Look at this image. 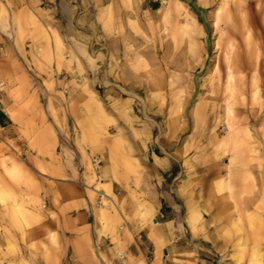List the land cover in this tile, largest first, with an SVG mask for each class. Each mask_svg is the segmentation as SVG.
Listing matches in <instances>:
<instances>
[{
	"label": "rangeland",
	"instance_id": "rangeland-1",
	"mask_svg": "<svg viewBox=\"0 0 264 264\" xmlns=\"http://www.w3.org/2000/svg\"><path fill=\"white\" fill-rule=\"evenodd\" d=\"M86 2L0 0V264H264V0Z\"/></svg>",
	"mask_w": 264,
	"mask_h": 264
},
{
	"label": "crops",
	"instance_id": "crops-1",
	"mask_svg": "<svg viewBox=\"0 0 264 264\" xmlns=\"http://www.w3.org/2000/svg\"><path fill=\"white\" fill-rule=\"evenodd\" d=\"M107 0H99L97 3L98 8H103L107 4ZM11 3L13 5V8L16 10H22V9H28L32 12H36L38 9L41 10H64L67 11L69 14L68 20H70L71 11L74 8V5L72 4V0H11ZM82 9H86L87 12L90 10L95 11L97 10L95 4H90L89 2H86L84 7L80 6ZM64 24V22H62ZM67 25H70V22L67 23ZM4 41H6L5 44L0 43V55L2 56L3 52L10 53L11 57L18 58V53L15 47V42L12 39L5 38L3 35H0ZM20 58V57H19ZM21 62L23 63L22 59L20 58ZM24 68H26L25 65H23ZM10 72H15L13 68L10 69ZM0 123L5 126V128H8L10 126V119L6 115L0 114ZM101 183V182H100ZM109 191L111 190V186L108 185ZM97 191V190H96ZM68 217H75L73 214L72 216L68 215ZM149 246H151V243L149 241L136 242L135 245L131 246V250L135 252V254H138V250L142 253H145V251H149ZM66 254L62 259L61 264H95L92 259L90 258V249L85 246L81 249H78L76 247V244L74 242L68 243L67 247L65 248ZM86 255L84 259H81L80 256Z\"/></svg>",
	"mask_w": 264,
	"mask_h": 264
},
{
	"label": "built area",
	"instance_id": "built-area-1",
	"mask_svg": "<svg viewBox=\"0 0 264 264\" xmlns=\"http://www.w3.org/2000/svg\"><path fill=\"white\" fill-rule=\"evenodd\" d=\"M100 162H101V161H98V164H100ZM161 217L163 218V217H164V215H163V214H161Z\"/></svg>",
	"mask_w": 264,
	"mask_h": 264
},
{
	"label": "bare ground",
	"instance_id": "bare-ground-1",
	"mask_svg": "<svg viewBox=\"0 0 264 264\" xmlns=\"http://www.w3.org/2000/svg\"><path fill=\"white\" fill-rule=\"evenodd\" d=\"M103 183V182H102ZM1 197V196H0Z\"/></svg>",
	"mask_w": 264,
	"mask_h": 264
}]
</instances>
